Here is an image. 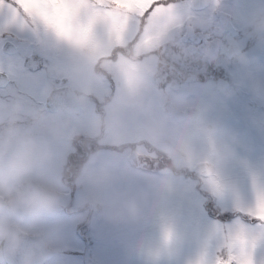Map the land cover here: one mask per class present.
Listing matches in <instances>:
<instances>
[{"label": "rangeland", "instance_id": "1", "mask_svg": "<svg viewBox=\"0 0 264 264\" xmlns=\"http://www.w3.org/2000/svg\"><path fill=\"white\" fill-rule=\"evenodd\" d=\"M5 4L6 7L0 9V42L5 41L6 36L15 34L21 41L16 55H7L0 50V68L11 77V84L1 91L0 120L5 121L9 113L19 106L22 117L18 122L19 128L32 129L39 139L52 146L54 158L45 176L60 182L64 194L63 205L72 210H59L55 215L46 217L37 228V232L44 233L51 239L56 251L46 264H216L219 258L227 255L230 238L240 230H246L250 237L256 238L254 262L264 264V239L260 238L264 228L251 214L256 208L258 194L264 191V101L254 95L251 83L247 90L237 87L241 78V66L229 62L235 70L230 75L235 89L231 96H217L213 86L216 81H209L210 79L199 83L197 87L198 103L209 106L208 120L218 123L220 118L225 123L222 127L239 140V143L233 145L234 158L226 167L215 172L213 177L188 178L184 171L181 176L176 175L175 170L179 172L183 166L190 170L200 161L208 163L211 147L200 142L194 145L193 156L179 166L171 158L173 164L167 169L164 167L158 170L159 173L141 170L137 166L125 170L124 162L129 160L127 151L133 146H138L148 157L161 158L162 154L165 155L159 146L151 151L140 140L133 138L134 134L141 135L145 120L148 117L150 121V116L154 114L141 100L137 109L127 108L123 114L129 133L108 135L103 144L113 143L116 147L96 150L84 165L95 158L96 167L105 163L118 166L115 169V179L101 186L77 182L73 192V183H67L69 178H65L68 176V155L72 149L69 142L78 133H90L89 136H81L83 140L91 139L92 134H97L94 121L101 120V116L97 113V104L91 96H97V90L110 89L107 79V73H111L109 64L98 55L84 56L74 46L80 44L69 41L64 36L61 38L43 23L10 17L8 9L12 0H5ZM261 6H264V0H222V7L239 11L241 17L242 13L246 17L251 15ZM171 8L174 9V17L170 24L179 23L189 7L182 3ZM215 9L213 7L211 11L214 12ZM201 16L203 18L200 15L192 17V22L200 19L197 22L205 27L217 20L209 11ZM248 19L249 17L245 21L248 55L264 60V44L251 35ZM5 31L10 33L4 34ZM97 35L102 37L104 30L98 29ZM110 49H104V55L107 56ZM186 55V60L194 69L202 66L200 61H194ZM259 67L261 71L257 76L264 78V66ZM205 69L206 65L203 64L202 70ZM64 78L81 94L84 103L80 116L70 117L64 114L66 127L57 137L51 128L59 121L49 120L40 127L32 128L30 114L42 111L50 118L57 116V113L48 111L46 98L51 89L59 86ZM241 109L248 111L251 118L263 111L257 121L260 127V130L256 129L258 135L246 132L249 126L248 115ZM165 117L162 115L161 119ZM254 121L255 119L252 123ZM133 127L134 131H131ZM77 179L75 175L73 181ZM204 180L208 183H204ZM203 184L208 188L213 187L218 193L217 209L222 211L224 217L228 214L240 215L231 218V222L212 216L204 201ZM93 197L102 201L106 210L86 207V201ZM130 207L135 208L134 214L129 211ZM89 211L90 215L93 213V220L87 228H83L90 217ZM115 214H120L121 218L113 219ZM85 233L95 238L91 246L93 259L88 262L84 258Z\"/></svg>", "mask_w": 264, "mask_h": 264}, {"label": "clouds", "instance_id": "2", "mask_svg": "<svg viewBox=\"0 0 264 264\" xmlns=\"http://www.w3.org/2000/svg\"><path fill=\"white\" fill-rule=\"evenodd\" d=\"M213 6L224 15H232L222 7V0H217ZM248 25L251 28V35L264 44V6L251 13ZM50 29L57 33L55 29ZM74 46L84 56L98 55L101 60L112 59V56L104 55V51L98 50L94 44ZM128 47L131 50L122 56L126 60H139L141 53H137V48ZM116 50V47L111 49L113 54ZM206 55L217 62L227 59L240 65L247 79L239 81L237 87L245 86L250 81L254 95L264 101V78L257 76L261 68L236 42L230 41L219 51ZM119 60L120 58L113 64L118 65V70L127 74V80H124L125 90L113 102L110 121L95 119L94 129L100 137L129 133L123 121V114L136 100L140 85L152 71L151 68L142 65L141 71L137 73L127 64L119 65ZM234 91L235 89L227 84L220 86L219 89L224 96H231ZM80 100L82 102L83 97H80ZM176 100L178 97L173 102L175 115L148 121L141 129V142L149 148L153 145L159 146L178 166L193 156L194 145L197 142L207 143L212 149L208 157L209 174L226 167L235 156L233 145L239 143L238 137L219 123L208 120L209 106L196 105L192 114L188 115L177 110ZM21 118V108L16 106L6 121L0 120V264H45L53 253L54 246L48 236L37 232V228L46 217L55 215L61 209L64 194L57 179L45 176L54 158L52 146L39 139L32 129L19 128L18 122ZM30 118L32 128L40 127L49 120L59 121L51 128L57 137L66 127L63 112L50 118L44 112L36 111L30 114ZM96 163V159L93 158L84 167L78 176V183L101 186L115 179L117 174L115 169L118 166H109L105 163L96 167ZM135 163L134 158L125 161V170L132 169ZM33 177L38 179L34 180ZM86 202L96 210H106L103 202L97 198L93 197ZM129 211L134 214L136 210L130 207ZM112 218L120 219L121 215L115 214Z\"/></svg>", "mask_w": 264, "mask_h": 264}, {"label": "snow or ice", "instance_id": "3", "mask_svg": "<svg viewBox=\"0 0 264 264\" xmlns=\"http://www.w3.org/2000/svg\"><path fill=\"white\" fill-rule=\"evenodd\" d=\"M4 7L5 0H0V9ZM8 11L12 18L41 21L69 41L80 45L91 43L100 51L125 46L137 22L147 24L142 40L150 44L151 34H159L172 20L171 9L160 0H12ZM101 28L102 37L97 35ZM251 214L264 228V191L258 194ZM260 238L264 239V232ZM256 244V238L240 230L230 238L227 255L216 264H255Z\"/></svg>", "mask_w": 264, "mask_h": 264}, {"label": "flooded vegetation", "instance_id": "4", "mask_svg": "<svg viewBox=\"0 0 264 264\" xmlns=\"http://www.w3.org/2000/svg\"><path fill=\"white\" fill-rule=\"evenodd\" d=\"M147 28V24L141 25L137 22L136 27L129 33L125 46L118 48L115 54L110 52L109 56H112V59L109 60L110 63V88L111 90L107 91L106 94L94 96L95 103L97 104V110H100V104L102 102L101 97L104 98V102L111 103L116 98L120 97L125 90V81L127 80V74L123 71L118 70V65L113 64L114 61L120 58L119 65H129L130 69L134 72L139 73L142 69V65L147 66L152 69L150 75L147 79L140 85L137 93L136 100L128 107L129 109H137L140 101H143L145 107H149V110H152V119H161L160 113L164 109V102L170 97L166 96L167 86H174L176 79H181V72L179 67L176 64H179L178 54L179 50L177 48V31H174L173 34L169 37L163 45H158L157 34H151L152 39L150 44H145L143 42L144 31L143 29ZM215 30L217 33H222L221 38H223L224 43L230 42L231 35L230 32L223 30V28L215 25ZM139 33V36L137 35ZM245 34V33H244ZM242 31L239 32L238 37H241ZM128 46L137 48V53H141L139 60L128 59L126 60L122 55H127L131 50ZM166 63L167 65H164ZM164 65V66H163ZM172 86V87H173ZM151 111V112H152ZM148 122V117L145 120L144 124ZM144 127V126H143ZM131 131H134V127L131 128ZM137 140H142V133L134 134V137ZM99 137L92 139L93 144L97 143ZM136 148V147H134ZM82 150L84 146H82ZM78 155V153H72L73 156Z\"/></svg>", "mask_w": 264, "mask_h": 264}, {"label": "water", "instance_id": "5", "mask_svg": "<svg viewBox=\"0 0 264 264\" xmlns=\"http://www.w3.org/2000/svg\"><path fill=\"white\" fill-rule=\"evenodd\" d=\"M9 79L7 75L0 74V86L6 85ZM48 107L53 111L63 110L67 112H80L82 103L79 95L69 86H62L51 91L48 101ZM63 209V206L61 207ZM53 252L48 258L53 256Z\"/></svg>", "mask_w": 264, "mask_h": 264}]
</instances>
